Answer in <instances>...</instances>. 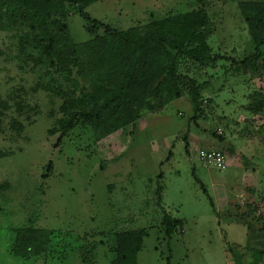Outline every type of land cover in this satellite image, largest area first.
<instances>
[{
	"label": "rangeland",
	"instance_id": "1",
	"mask_svg": "<svg viewBox=\"0 0 264 264\" xmlns=\"http://www.w3.org/2000/svg\"><path fill=\"white\" fill-rule=\"evenodd\" d=\"M249 1L264 2L90 5V18L118 30L203 9L211 54L223 58L215 69H190L200 82L211 78L195 121L185 93L101 140L77 127L57 144L63 100L95 89L71 65L38 63L31 49L22 51L24 30L0 29V264H112L113 234L140 228L148 237L137 264H249V250L264 251V61L240 65L254 53L240 13ZM65 24L73 44L91 38L77 15ZM200 151L223 152L225 169L205 166ZM165 213L183 222L171 238ZM28 226L58 236L23 262L9 248L13 230Z\"/></svg>",
	"mask_w": 264,
	"mask_h": 264
},
{
	"label": "trees",
	"instance_id": "2",
	"mask_svg": "<svg viewBox=\"0 0 264 264\" xmlns=\"http://www.w3.org/2000/svg\"><path fill=\"white\" fill-rule=\"evenodd\" d=\"M99 1L0 0V29L24 30L19 40L22 51L31 49L38 63L45 60L53 64V60H57L71 65L77 75L95 89V93L83 94L81 98L63 100L59 108L61 118L57 121V144L77 127H88L96 140L104 139L142 119L145 114H161L185 93L195 121L202 113L201 96L209 91L211 78L200 82L190 69H215L223 59L211 54L207 13L197 9L149 23L146 27L118 30L90 18L86 12L90 5ZM240 13L254 47L253 55L242 60L240 65L249 66L264 61V2L242 3ZM71 14L84 22L91 36L79 45L71 42L65 24ZM213 136L224 142L222 137ZM2 157L4 153L0 152ZM49 170L50 164L47 172ZM4 184H0V192ZM201 188L206 193L203 185ZM32 222L29 220L28 224ZM161 225L167 238L183 228L181 220L172 219L166 213ZM57 236L55 231L19 227L13 230L9 253L26 262L40 252L41 246L49 247ZM146 237L147 230L141 228L115 232L109 249L113 256L111 263L137 264ZM248 253L249 264H262L263 249H251ZM167 264H171L169 260Z\"/></svg>",
	"mask_w": 264,
	"mask_h": 264
},
{
	"label": "built area",
	"instance_id": "3",
	"mask_svg": "<svg viewBox=\"0 0 264 264\" xmlns=\"http://www.w3.org/2000/svg\"><path fill=\"white\" fill-rule=\"evenodd\" d=\"M198 157L207 167L223 170L226 167V156L218 151H200Z\"/></svg>",
	"mask_w": 264,
	"mask_h": 264
}]
</instances>
